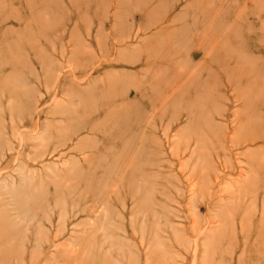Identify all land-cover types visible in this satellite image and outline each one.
Listing matches in <instances>:
<instances>
[{"label":"rangeland","instance_id":"1","mask_svg":"<svg viewBox=\"0 0 264 264\" xmlns=\"http://www.w3.org/2000/svg\"><path fill=\"white\" fill-rule=\"evenodd\" d=\"M0 264H264V0H0Z\"/></svg>","mask_w":264,"mask_h":264}]
</instances>
